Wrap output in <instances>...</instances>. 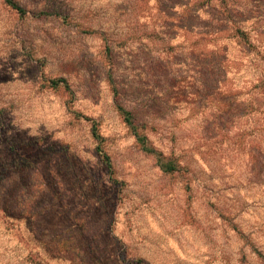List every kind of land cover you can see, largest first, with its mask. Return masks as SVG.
Instances as JSON below:
<instances>
[{"label":"rangeland","instance_id":"obj_1","mask_svg":"<svg viewBox=\"0 0 264 264\" xmlns=\"http://www.w3.org/2000/svg\"><path fill=\"white\" fill-rule=\"evenodd\" d=\"M21 2L23 15L0 3V264H264L263 125L251 103L219 130L223 102L197 104L186 54L216 26L210 6L251 2ZM159 3L174 21L199 5L193 32L163 39ZM227 43V87L258 97L245 87L264 48Z\"/></svg>","mask_w":264,"mask_h":264},{"label":"trees","instance_id":"obj_2","mask_svg":"<svg viewBox=\"0 0 264 264\" xmlns=\"http://www.w3.org/2000/svg\"><path fill=\"white\" fill-rule=\"evenodd\" d=\"M251 3H244L242 6L237 7L230 3H219L218 6H210L208 9L212 11L216 16H219L216 21V26L212 28L209 32H199L196 34V38L188 42V47L186 54L189 61L199 67L198 76L201 78L200 82L202 84L201 90H192V85L189 87V92L193 94L194 100L197 104H200L205 99L212 98L214 101L222 104L221 109L222 115L218 116V119L214 124L219 127V130L227 129V125L231 124L230 119L232 118V112H235V116H238L239 110H245L248 104H255V116L256 126L264 127V73L260 69L259 74H255L253 78L250 79L249 85L245 87L246 90L250 91L249 95H259L253 98H243L241 95L244 93L240 88L231 89L227 87L228 73L233 72V66L236 68L240 67V59L231 55L229 50L228 40L234 39L236 44L247 56L249 53L254 51L255 48L260 46L261 38L264 39V0H248ZM223 2V0H221ZM5 7L9 10L14 11L17 14L23 15L26 13L21 0H0ZM203 5V4H202ZM172 3H159V13L162 16V27L163 31L162 38L170 41L172 38L176 37L179 33L183 32L186 34L192 33L195 29L192 27L193 21L198 17V10L201 8L199 5L192 7L191 9H186L184 15L179 18L178 21L171 19L173 16L171 7ZM162 39V40H163ZM212 43V47L207 48L205 44ZM264 48V44L260 46ZM264 53V49H258L256 51V57L258 54ZM261 60L264 62V56L261 55ZM162 63V62H161ZM238 65V66H237ZM163 67V64L162 66ZM195 79V78H194ZM194 82V80L192 79ZM64 83V79H59L53 82L54 85L57 83ZM258 89V90H257ZM175 97L184 98L183 92H176ZM235 98V105L233 108L231 98ZM242 97L243 99H241ZM224 99L228 100L225 101ZM230 103V104H225ZM117 110L122 116L123 121L131 127L132 130H136V119L130 111L124 109L121 105H117ZM250 115V114H249ZM234 116V114H233ZM145 121L140 119V125ZM246 124V123H245ZM140 126V128H142ZM234 124L231 125V128ZM255 127V125H254ZM256 127L254 135L262 132L264 128ZM140 142L143 144L145 150H150L144 144H146V139L140 136ZM260 144V143H257ZM252 147L251 149H253ZM251 157L253 164L256 169L264 171V153L257 147L251 150ZM161 158L158 157V162L163 169L173 171L176 168V164L172 162L161 163ZM174 163V162H173Z\"/></svg>","mask_w":264,"mask_h":264}]
</instances>
